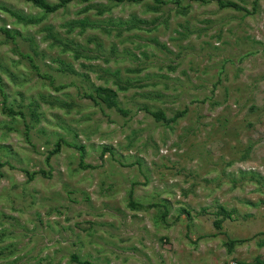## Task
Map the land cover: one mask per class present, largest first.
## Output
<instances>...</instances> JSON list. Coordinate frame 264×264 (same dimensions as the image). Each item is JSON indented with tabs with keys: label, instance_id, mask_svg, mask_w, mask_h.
<instances>
[{
	"label": "rangeland",
	"instance_id": "1",
	"mask_svg": "<svg viewBox=\"0 0 264 264\" xmlns=\"http://www.w3.org/2000/svg\"><path fill=\"white\" fill-rule=\"evenodd\" d=\"M224 1L0 0V264H264V0Z\"/></svg>",
	"mask_w": 264,
	"mask_h": 264
},
{
	"label": "trees",
	"instance_id": "2",
	"mask_svg": "<svg viewBox=\"0 0 264 264\" xmlns=\"http://www.w3.org/2000/svg\"><path fill=\"white\" fill-rule=\"evenodd\" d=\"M28 2L33 3L34 5H36L39 8H42L43 10H45L48 13H54L57 10H59L60 8H62L65 4L73 1V0H61V3L59 4H51L49 2H47L46 0H27ZM82 2H91L93 0H80ZM119 2H123L125 0H116ZM127 1H141V0H127ZM210 1H217V3H219L220 7L222 8H233L235 10L238 11H245L247 12L246 8H243L241 6H239L237 3L235 2H230V1H224V0H210ZM156 2L161 3V0H156ZM1 30L9 37H12V34L9 30L5 29V28H1ZM31 58V57H30ZM31 62L33 63V67L38 70V66L35 64L34 59L31 58ZM45 77L51 78L49 75H45ZM122 81V79H118V82ZM120 85H122L121 90H126L130 84L129 82L127 83V85L125 86V82L122 81L121 83H119ZM129 84V85H128ZM125 86V87H124ZM63 86H60L59 88H57L58 90L62 89ZM0 90L3 91V86L0 85ZM96 98L99 99L102 103L106 104L109 108L110 107H116L120 112H122L123 114H127V111L121 109L118 107L117 104V98H118V92L115 91L114 89L110 88V87H104V86H100L96 88ZM6 97V96H5ZM89 97L94 98L93 95H89ZM95 99V98H94ZM3 112L11 117H15L18 115V112L15 111L12 107H8L6 106V98L4 99V104H3ZM146 110H149L148 108H145ZM154 117L158 120V121H163L166 124H169L170 122H175L177 120V118H167V116L165 115L164 112L162 111H157V112H152ZM19 115H22V113H19ZM60 149V145H58V149H56L53 153H51L50 155L57 153ZM80 150L84 151V148L79 147ZM50 158V156L48 157V159ZM2 164H0L1 166ZM30 179H33L32 176H30ZM132 208L133 209H137L139 208V206L137 204H135L134 202H131ZM141 208H143L142 206H140ZM157 207L156 204H153L151 206H148L145 209H152ZM163 218H165L167 216V212H164L162 214ZM226 216V210L224 208H219V216ZM217 226L220 227V223H216ZM235 244V242H229L227 245L229 247V249H233L232 246ZM264 245V242L261 244ZM74 259L76 262H78L79 264H91L88 261H81L79 259V257L74 256Z\"/></svg>",
	"mask_w": 264,
	"mask_h": 264
}]
</instances>
